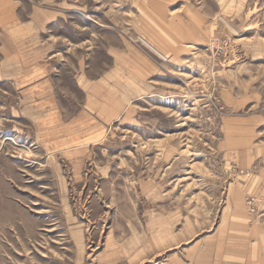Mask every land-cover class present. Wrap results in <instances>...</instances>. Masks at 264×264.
Returning <instances> with one entry per match:
<instances>
[{
  "label": "rangeland",
  "instance_id": "obj_1",
  "mask_svg": "<svg viewBox=\"0 0 264 264\" xmlns=\"http://www.w3.org/2000/svg\"><path fill=\"white\" fill-rule=\"evenodd\" d=\"M17 4L51 21L0 39V264H264V0Z\"/></svg>",
  "mask_w": 264,
  "mask_h": 264
},
{
  "label": "crops",
  "instance_id": "obj_2",
  "mask_svg": "<svg viewBox=\"0 0 264 264\" xmlns=\"http://www.w3.org/2000/svg\"><path fill=\"white\" fill-rule=\"evenodd\" d=\"M18 9L19 4H17V0H0V39L2 37L5 38L3 35V32H5L17 39H23L25 42L29 41L31 39L30 36H32L34 32L39 31L43 25L51 21V11L43 13V10L41 12L38 11L42 16V22L40 18L21 21ZM12 40L0 41V52L2 54L0 65L4 68L9 67V64H16L24 60L19 54H16L14 50L10 49L9 45H13L11 43ZM1 76L7 78L6 74ZM87 87L90 94L99 97L98 103L94 104L93 102H89L87 106L97 111L98 116L101 117L104 122L115 120L123 110L127 102L126 98L122 97L120 92L118 94L116 91L102 85L101 81L94 85H88ZM23 88H26V86H23ZM34 88L35 85L28 89L34 90ZM92 88H95V91H91ZM96 88L98 89L97 91Z\"/></svg>",
  "mask_w": 264,
  "mask_h": 264
},
{
  "label": "built area",
  "instance_id": "obj_3",
  "mask_svg": "<svg viewBox=\"0 0 264 264\" xmlns=\"http://www.w3.org/2000/svg\"><path fill=\"white\" fill-rule=\"evenodd\" d=\"M138 40H140L141 42H144L142 39L138 38Z\"/></svg>",
  "mask_w": 264,
  "mask_h": 264
}]
</instances>
